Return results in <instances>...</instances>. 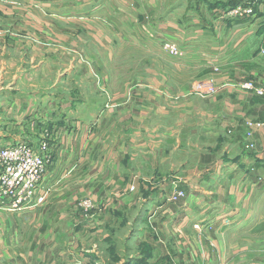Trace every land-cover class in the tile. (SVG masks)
<instances>
[{"label":"crops","instance_id":"1","mask_svg":"<svg viewBox=\"0 0 264 264\" xmlns=\"http://www.w3.org/2000/svg\"><path fill=\"white\" fill-rule=\"evenodd\" d=\"M57 1L44 9L37 0L34 12L0 2V117L9 122L0 147L36 145L47 132L52 155L45 203L23 214L0 208V264H98L110 212L143 192L149 197L139 223L148 231L133 239L137 250L126 264H264V154L244 148V120L264 124V99L236 86L264 77L257 53L264 0L243 17L226 15L235 4L224 5L235 0H215L224 5L212 7L208 19L188 21L170 6L162 36L176 40L183 55L153 59L133 77L121 74L118 89L99 94L115 105L94 111L86 107L90 91L77 84L96 72L108 88L109 75L77 56H90L91 34L77 30L69 12H57ZM253 138L264 144V130ZM178 190L184 196L171 200ZM84 196L96 205L86 213L78 207Z\"/></svg>","mask_w":264,"mask_h":264},{"label":"rangeland","instance_id":"2","mask_svg":"<svg viewBox=\"0 0 264 264\" xmlns=\"http://www.w3.org/2000/svg\"><path fill=\"white\" fill-rule=\"evenodd\" d=\"M6 1L9 3L5 1L0 2H5L8 8L19 9L20 7H29V10L32 12L38 11V8L34 7L38 5L37 0H29L28 2L26 0ZM123 1L129 0L57 1V4H59L57 12L61 13V15H66L65 13L69 12L71 18L75 19L77 30L81 28L83 31L88 30L89 34H91V44L89 42L87 45L90 56L88 57L83 52L79 53V55L77 54V56L83 57L88 62L91 59L94 60L99 64L100 71L102 70L103 73L107 72L110 78V86L108 88L96 72H94V75L91 74L92 79L88 84H77V87L82 92L84 88L90 91L89 95L93 98V101L89 105H86V107H92L93 111L115 105L102 96H104V90L110 92L118 89L121 82V74L122 76L133 77L137 71L141 70L142 66L145 67L152 63L153 59L163 61L167 55L173 57L183 55L179 44H177L179 54L176 56L168 53L162 45L163 41L167 39L162 36V31L164 30L162 26L164 24L163 18L168 16V13L171 11L172 7L170 6L175 5L176 8L173 7V10L177 11V17L181 16V14L188 13V16L185 17L187 18L185 20L188 21L190 20L189 18L195 17L196 15L199 17L201 14L205 18L207 16L210 17L211 3L212 1L214 3L215 0H185L184 7L178 6L182 0H150V3H147L145 0H140L139 2L135 1V5H123ZM44 3L47 5L41 4L39 6L44 9L48 8L47 6H52L51 0H44ZM113 12L116 16L114 20H104L98 17L100 15L108 17ZM87 13H90L91 16L93 15L90 21V29L87 26V23H89V19H87L89 15ZM78 36L81 40H85L87 34L80 32ZM174 41L176 42V40ZM77 50H80L78 43ZM192 92L195 91L193 89L191 90V88L187 90L189 95ZM183 98L184 95H177L175 96V101L181 102ZM3 101L0 103L5 104ZM3 106H0V114L3 112ZM6 120L5 117H0V136L6 134L4 126L5 123H9ZM12 134H16L14 129ZM148 197V193L143 192L141 200L139 199L138 202L136 201L130 207H119L117 212H110L111 218L109 219L110 222L108 225L109 236L105 243L100 246V262L98 264H126L135 255L137 245H133V239L142 237L144 232L148 231L145 227L144 219L139 223V215L145 208L144 203L147 206L146 199ZM151 216L158 220L159 215L156 217V212L152 213ZM139 247L138 252L142 253L143 246L140 245Z\"/></svg>","mask_w":264,"mask_h":264},{"label":"built area","instance_id":"3","mask_svg":"<svg viewBox=\"0 0 264 264\" xmlns=\"http://www.w3.org/2000/svg\"><path fill=\"white\" fill-rule=\"evenodd\" d=\"M259 0H241L231 8H226V15L230 17H243L254 14V5ZM225 10V9H222ZM220 11L222 13L223 11ZM163 48L171 55H178L177 44L170 40L163 41ZM259 55L264 56V43L259 46ZM216 69V68H215ZM236 86L247 93L264 99V77L253 76L240 80ZM201 91L200 87L194 88ZM244 148L259 150L264 154V144L254 140V133L263 131L264 124L260 121L246 119ZM231 129H228L229 133ZM50 138L44 132L36 145L28 141L8 143L0 147V208L18 214L29 212L45 203L50 188L44 182V176L49 166L52 155L50 152ZM130 187V191H133ZM183 196V191L178 190L170 195L174 200ZM94 201L89 196H84L78 201V207L84 213L95 208ZM198 228V225H194Z\"/></svg>","mask_w":264,"mask_h":264},{"label":"trees","instance_id":"4","mask_svg":"<svg viewBox=\"0 0 264 264\" xmlns=\"http://www.w3.org/2000/svg\"><path fill=\"white\" fill-rule=\"evenodd\" d=\"M236 2H237V0L231 2L229 5H224V4H222V2H216V1H215V2L213 3V5L211 6V8L214 7V6H217V5H224V6L229 7L231 4H232V5H234V4L236 5V4L238 3V2H237V3H236ZM232 5H231V6H232Z\"/></svg>","mask_w":264,"mask_h":264}]
</instances>
